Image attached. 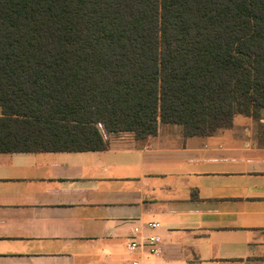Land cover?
Returning <instances> with one entry per match:
<instances>
[{
    "label": "trees",
    "instance_id": "obj_1",
    "mask_svg": "<svg viewBox=\"0 0 264 264\" xmlns=\"http://www.w3.org/2000/svg\"><path fill=\"white\" fill-rule=\"evenodd\" d=\"M264 110V0H0V153L211 136Z\"/></svg>",
    "mask_w": 264,
    "mask_h": 264
},
{
    "label": "crops",
    "instance_id": "obj_2",
    "mask_svg": "<svg viewBox=\"0 0 264 264\" xmlns=\"http://www.w3.org/2000/svg\"><path fill=\"white\" fill-rule=\"evenodd\" d=\"M101 133L104 151L0 153V264H264V110L211 136ZM150 235L156 253L127 250Z\"/></svg>",
    "mask_w": 264,
    "mask_h": 264
},
{
    "label": "built area",
    "instance_id": "obj_3",
    "mask_svg": "<svg viewBox=\"0 0 264 264\" xmlns=\"http://www.w3.org/2000/svg\"><path fill=\"white\" fill-rule=\"evenodd\" d=\"M158 226L157 223H148L146 228L149 230H153ZM134 233H139L138 229H134ZM160 240L157 236L150 235L145 237L142 241L140 240H133L129 244H127V250L130 252H135L136 250H143L146 249L147 254H154L157 252V247ZM128 264H143L142 261L139 259H133Z\"/></svg>",
    "mask_w": 264,
    "mask_h": 264
}]
</instances>
